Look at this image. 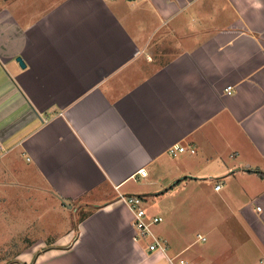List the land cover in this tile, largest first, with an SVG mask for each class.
Segmentation results:
<instances>
[{
	"label": "crops",
	"instance_id": "crops-1",
	"mask_svg": "<svg viewBox=\"0 0 264 264\" xmlns=\"http://www.w3.org/2000/svg\"><path fill=\"white\" fill-rule=\"evenodd\" d=\"M173 258L264 264V0H0V264Z\"/></svg>",
	"mask_w": 264,
	"mask_h": 264
},
{
	"label": "built area",
	"instance_id": "built-area-1",
	"mask_svg": "<svg viewBox=\"0 0 264 264\" xmlns=\"http://www.w3.org/2000/svg\"><path fill=\"white\" fill-rule=\"evenodd\" d=\"M227 94L231 93V88L228 87L226 89ZM189 151L190 153L194 152L193 147H184L181 145L171 146L167 153L171 157H175L178 154L185 153ZM141 176H145V172L143 170L139 171ZM220 185L215 186V190H218ZM118 200L124 203L132 215V225L136 231L134 240L135 241H145L146 248L149 253L152 252H161L164 253L167 250L166 243L164 240L155 236L152 232L153 228L161 222V217L158 215H149L145 208L146 200L143 197L137 195H124L119 194ZM200 241H205V238L201 236H197ZM170 264H187L183 259H168Z\"/></svg>",
	"mask_w": 264,
	"mask_h": 264
},
{
	"label": "rangeland",
	"instance_id": "rangeland-1",
	"mask_svg": "<svg viewBox=\"0 0 264 264\" xmlns=\"http://www.w3.org/2000/svg\"><path fill=\"white\" fill-rule=\"evenodd\" d=\"M148 200H149V202H153V201H154L153 198H148ZM153 204H154V202H153ZM206 215H207V214H206ZM208 217H209V215H207V218H208ZM196 232H198V231H196ZM199 232H201V231H199ZM192 239H193V240L195 239V233L192 234ZM198 244H199V243H198ZM204 244H206V243H205V242H204V243H200L199 245H204ZM18 250H20V249H7V250L5 251V254L9 252V254L11 255V254H13L15 251H18Z\"/></svg>",
	"mask_w": 264,
	"mask_h": 264
},
{
	"label": "water",
	"instance_id": "water-1",
	"mask_svg": "<svg viewBox=\"0 0 264 264\" xmlns=\"http://www.w3.org/2000/svg\"><path fill=\"white\" fill-rule=\"evenodd\" d=\"M16 61L19 63V65L21 66V67H24V63L22 62V60L20 59V58H16Z\"/></svg>",
	"mask_w": 264,
	"mask_h": 264
}]
</instances>
